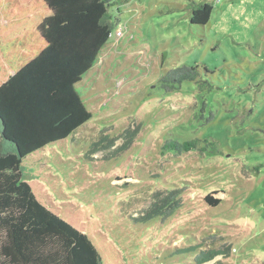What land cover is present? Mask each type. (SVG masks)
I'll list each match as a JSON object with an SVG mask.
<instances>
[{
  "label": "rangeland",
  "instance_id": "374dc122",
  "mask_svg": "<svg viewBox=\"0 0 264 264\" xmlns=\"http://www.w3.org/2000/svg\"><path fill=\"white\" fill-rule=\"evenodd\" d=\"M37 1L0 0V83L38 48L48 11ZM115 1L109 39L76 87L91 118L23 159L25 180L101 264H193L197 251L184 250L210 235L231 244L223 264H264V0ZM201 3L210 18L193 24ZM183 65L198 67L197 81L165 91L161 77ZM135 124L126 149L91 152ZM188 140L189 152L169 146ZM158 189H181L183 206L163 222L131 220ZM212 191L217 206L203 201Z\"/></svg>",
  "mask_w": 264,
  "mask_h": 264
},
{
  "label": "trees",
  "instance_id": "16d2710c",
  "mask_svg": "<svg viewBox=\"0 0 264 264\" xmlns=\"http://www.w3.org/2000/svg\"><path fill=\"white\" fill-rule=\"evenodd\" d=\"M34 1V0H33ZM37 1V0H36ZM38 2V1H37ZM48 14L36 26L38 48L29 50L25 62L0 83V264H101L88 236L47 208L32 192L21 170L22 160L51 143L74 134L88 121L87 110L76 91L107 43L113 24L108 9L115 0H40ZM212 5L201 3L192 9L190 22L205 24ZM28 40L26 45L32 43ZM25 46V45H24ZM25 59V57H23ZM197 66L183 65L167 70L160 83L172 92L184 81H197ZM140 124L129 126L117 137L103 134L91 145V152L107 149L116 140L123 144L113 154L126 149ZM169 146L189 152L196 140ZM109 156V157H110ZM158 189L135 223L158 218L161 222L183 206L181 189ZM215 191L203 196L209 206H217ZM212 240L210 243H205ZM218 241L214 247L211 242ZM186 248L195 252L193 264H223L231 244L224 237L210 235ZM204 242V243H203Z\"/></svg>",
  "mask_w": 264,
  "mask_h": 264
},
{
  "label": "crops",
  "instance_id": "0c3cea01",
  "mask_svg": "<svg viewBox=\"0 0 264 264\" xmlns=\"http://www.w3.org/2000/svg\"><path fill=\"white\" fill-rule=\"evenodd\" d=\"M21 51H22V50H21ZM9 71H10V72H7V73H8V75H9V74H12V73L14 72V70H12V69H11V70H9ZM5 80H6V79H5ZM54 143H56V142H54ZM54 143H51V144H54ZM49 145H50V144H49ZM41 149H44V147H43V148H41ZM36 151H37V150H36ZM36 151H35V152H36ZM27 157H28V156H27ZM29 185H30V184H29Z\"/></svg>",
  "mask_w": 264,
  "mask_h": 264
}]
</instances>
